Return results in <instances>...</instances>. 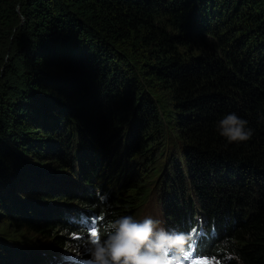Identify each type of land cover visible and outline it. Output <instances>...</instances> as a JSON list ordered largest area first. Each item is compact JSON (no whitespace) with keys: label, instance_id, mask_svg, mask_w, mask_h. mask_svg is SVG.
<instances>
[{"label":"trees","instance_id":"obj_1","mask_svg":"<svg viewBox=\"0 0 264 264\" xmlns=\"http://www.w3.org/2000/svg\"><path fill=\"white\" fill-rule=\"evenodd\" d=\"M7 55L0 264L90 261L88 215L100 230L151 216L158 184L166 228L201 211L218 232L212 260L264 264V0H0V67ZM164 111L187 168L160 186ZM232 113L249 140L217 131Z\"/></svg>","mask_w":264,"mask_h":264},{"label":"clouds","instance_id":"obj_2","mask_svg":"<svg viewBox=\"0 0 264 264\" xmlns=\"http://www.w3.org/2000/svg\"><path fill=\"white\" fill-rule=\"evenodd\" d=\"M247 125L248 121L235 113L227 114L218 121L217 131L229 143L245 142L253 135ZM194 219L193 216L188 226ZM205 229L211 236L214 233L215 239L218 237L216 226L211 227L207 218ZM94 231L98 235L91 236L89 241L90 264H185L190 256L192 238L188 229L183 232L168 229L161 220L150 216L143 219L121 216L108 221L102 230ZM225 260H236L240 264L235 254L227 255ZM213 262L211 259L210 264Z\"/></svg>","mask_w":264,"mask_h":264},{"label":"rangeland","instance_id":"obj_3","mask_svg":"<svg viewBox=\"0 0 264 264\" xmlns=\"http://www.w3.org/2000/svg\"><path fill=\"white\" fill-rule=\"evenodd\" d=\"M22 22H23V19H22ZM211 42L214 43L213 40H211ZM114 52H115V54H119L120 55V52L119 53H118V51H114ZM186 54H188V53H186ZM8 62H9V58H8V55H7L5 57V59H4V64L1 65V67H0V78H3L2 80H4L7 77V76H4V75L6 74V70H7L6 69V65L8 64ZM17 81L19 83V80H17ZM141 84L142 85H145L146 83L143 84L141 82ZM20 85H23L22 88H21V89H23L22 92H27V95L25 96V99L23 101L21 100L22 101L21 103H23V102H26V100H28V98H30V96H31V94H30L31 91H30V88H29V84H28L27 77L25 78L24 84H20ZM144 88H147L146 90L148 92L147 93L148 98L157 106V108H159V109H161V111H163L164 109H163V105H162L163 104L162 99L156 97L152 93V91L147 87V85H145ZM1 99L2 98L0 96V102H1ZM14 99L15 98L12 97L11 98V101L12 102L10 101V103H9L11 107H12V104L14 102L13 101ZM165 115H166V119H165ZM160 116H161V118L164 121V123H163V125H164V131H163V136H162L163 139H161L159 141V144L157 143L158 145L157 144L156 145L158 146V152L163 151L164 153H163L162 159L161 160L160 159L158 160V162H159L158 167H160L162 169V171H161L162 174H161V177L159 179V182L161 181L162 177L163 178H166L167 176H170V177L174 176L175 175V173H174L175 172V168L174 167L180 166V168L182 169L183 173H184V170H186V168H187L186 167V163H185V160H186L185 155L186 154H185V149H184L183 141L178 136V133H177V131L175 129L176 126L174 124H170L169 121H167L168 120V116H167L166 111L161 112ZM8 121H10V119H8ZM101 135L102 136L99 139H104L105 138V141H106V135H103V134H101ZM74 147H76V145ZM115 149H114V151H115ZM121 157H122V155H121ZM116 159L118 160V156H117V154L115 152V159H114V161ZM113 165L111 167H109V168H103V170H105L106 172H108L110 169L113 168ZM62 174H65L66 175V174H69V173H60L58 175H62ZM58 175H57V177H58ZM69 177H70V175L68 176V178ZM70 180L72 181L71 177H70ZM160 183H161L160 184V186H161L163 182H160ZM158 186H159V184L154 187V190L152 192L153 196L151 197V200L149 202L150 208L149 209L148 208L146 209V214L144 216H148V215L152 214L150 217L154 218L153 217V214H154L163 223V212H162L163 205H162V202L164 201V198L165 197H163V198L160 197L161 196V194H160V188ZM186 188H187V184H186ZM189 188H190V186H189ZM153 200H154V202H153ZM65 235H67V234H65ZM71 238H74L75 239V237H73V236ZM78 250H79V248H76V251H78ZM217 263L218 262L215 260L212 264H217ZM65 264H75V261L73 259L71 261H69L67 259L65 261Z\"/></svg>","mask_w":264,"mask_h":264},{"label":"snow or ice","instance_id":"obj_4","mask_svg":"<svg viewBox=\"0 0 264 264\" xmlns=\"http://www.w3.org/2000/svg\"><path fill=\"white\" fill-rule=\"evenodd\" d=\"M198 233H192V234H189L192 238L193 235H197ZM94 235H98V233L96 231H94V229L91 230L90 232V236H94ZM196 251V248L194 246L191 245L190 247V256L187 258V261H191V264H210V262L208 261H192L191 260V257H192V254ZM68 259L69 261H71L73 259L72 255L69 254V256L66 258Z\"/></svg>","mask_w":264,"mask_h":264}]
</instances>
